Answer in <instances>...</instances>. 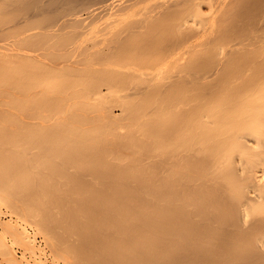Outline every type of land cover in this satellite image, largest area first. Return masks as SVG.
Segmentation results:
<instances>
[{"label":"bare ground","instance_id":"bare-ground-1","mask_svg":"<svg viewBox=\"0 0 264 264\" xmlns=\"http://www.w3.org/2000/svg\"><path fill=\"white\" fill-rule=\"evenodd\" d=\"M1 98L0 197L64 264H264V0H0Z\"/></svg>","mask_w":264,"mask_h":264},{"label":"rangeland","instance_id":"rangeland-1","mask_svg":"<svg viewBox=\"0 0 264 264\" xmlns=\"http://www.w3.org/2000/svg\"><path fill=\"white\" fill-rule=\"evenodd\" d=\"M16 87H17V86H16ZM15 89H16V88H15ZM16 90H19V89H16ZM16 93H17V92H16ZM18 93H20V92H18ZM18 95H19V98H18ZM14 96H15L16 98L20 99V100L23 99V97H24V96H23V97L20 98V96H22L21 93H20V94H15ZM12 97H13V96H12ZM15 97H14V98H15ZM4 98H5V97H4ZM14 98H13V100H15ZM1 99H2V100H1ZM1 99H0V103H1V101H11L12 98H10V99H7V98H6V99H3V98H1ZM18 99H16L17 101H14V102L11 101L10 103H11V104H12V103H13V104L16 103V104H17L16 106L19 105L17 108H19V107L22 108V109L25 108L24 100H27V99H25V97H24V100H23V104H24V105H23L22 103H21L22 105H21V104H18V103H20V101H19ZM28 101H29V100H28ZM17 102H18V103H17ZM21 102H22V101H21ZM2 103H3V102H2ZM5 103H6V102H5ZM13 104H12V106H13ZM0 106H1V105H0ZM16 106H13V107H15V111H16V109H17ZM23 106H24V107H23ZM30 106H31V105H30ZM3 107H4V106H3ZM3 107H2V108H3ZM20 108H19V109H20ZM26 108L29 109V105H28V107L26 106ZM26 108H25V109H26ZM32 108H33V107H31L30 110H32ZM19 109H17V110L19 111ZM22 109H21V110H22ZM13 110H14V108H13ZM21 110H20V113H18V114H21V115H22V114H24V112H21ZM18 111H16V113H17ZM22 111H23V110H22ZM25 111H26V110H25ZM0 112H1V111H0ZM27 112H28V110H27ZM30 112H32V111H29L28 113H30ZM24 115L27 116L26 113H25ZM29 116H30V115H28V117H29ZM0 117H2L1 114H0ZM21 117H22V116H21ZM15 118H16V117H15ZM23 118H24V119H27V118H25L24 116H23ZM1 119H2V118H1ZM1 119H0V120H1ZM24 119H23V121H24ZM27 120H29V121H28V122L25 121V122H26V123L24 122L25 124L22 123V125L24 124V125L22 126L21 124L18 123V122H19V121H18V118L16 119V123L19 124V125H21L22 128H23L25 125L28 126V127L25 126V128H27V130H26V129H24V130H23V129H21V130L19 129V131H20L19 134L24 132V136H22L23 134H21V135L18 134V137H17V135L15 134V135H16V136H15V137H16V138H15L16 141L14 140L13 145L16 144L21 138L24 137V138L26 139V141H25V140L19 141V144H21V143L24 142V141H25L26 144L22 143V144L24 145V146H23L22 144L19 145V144L17 143L15 147H17V148H18L19 146H20L21 148L24 147L23 150L27 148L28 150L26 149L25 151H28V152H27V155H28V156H29V153H30V149L33 148V149L31 150L32 152L30 153V155L32 156V157H31L32 160H33V159H34V160H36V159L38 160L39 158H41V159H42V158H45V155H42V156L40 155L39 158H37V157L35 158V157H34V156H35L34 154H36V152H35V150H34V149H35L34 146H35L36 144L34 143L35 140H33L32 137H34L35 134H38V132H39L38 130H40V129H39L38 127H34V123H33V124L31 123V116H30L29 119H27ZM17 121H18V122H17ZM32 121H35V122H36L37 120H33V118H32ZM29 122L31 123V125H29V124H30ZM0 124H1V122H0ZM19 125H17V127H19ZM15 127H16V126H15ZM15 127H14V128H15ZM32 127L37 128V129H38L37 132L34 131L35 133H33L32 130H34V129H33ZM28 128H29V129H28ZM0 129H1V128H0ZM16 129H18V128H15V132L17 133V130H16ZM30 129H31V130H30ZM29 130H30V131H29ZM25 131H26V132H25ZM27 131H28L29 133H28ZM0 133H1V130H0ZM25 133H26V134H25ZM32 133H33L34 136H32ZM40 133H41V131H40ZM45 135H46V134H45ZM20 136H22V137L18 140V138H19ZM26 136H27V137H26ZM37 136H38V135H36V137H37ZM34 139H35V138H34ZM41 139L44 140V138H41ZM45 139H46V137H45ZM17 140H18V141H17ZM32 140H33V143H34L35 145L32 143ZM46 141H47V139H46ZM46 141H45V142H46ZM41 142H42V141H41ZM45 142H42V145H43V143H45ZM46 143L48 144V142H46ZM0 144H1V143H0ZM31 144H32V145H31ZM47 144H46V146L44 145V146L46 147V149L43 147L45 151H47L48 146H49V145H47ZM17 145H18V146H17ZM22 146H23V147H22ZM17 148H16V149H17ZM21 148H19L18 151H19ZM1 149H2V148H1V146H0V152H1ZM33 150H34V151H33ZM37 150H38V149H37ZM37 150H36V151H37ZM20 152L22 153L23 151L20 150ZM34 152H35V153H34ZM1 153H2V152H1ZM24 153H25V152H24ZM45 153H46V152H45ZM32 154H33V155H32ZM0 155H1V154H0ZM25 155H26V153L24 154V157L26 158V163H25V161H24L25 168L29 167V171H32V170H30V167H32L31 169L34 168L33 165H32V162H35V161H34V160H33V161H30L29 159L27 160L28 156H25ZM33 157H34V158H33ZM25 158H24V160H25ZM29 158H30V156H29ZM37 160H36V163H33V164H34V166H35V164L37 165V166H35L36 169L41 170V168H42L41 172L39 171L40 173H38L39 175L37 174V175L39 176V178L36 177L37 175H35V173H34L33 171H32V172H33V175H35V176H33L32 173L29 172L28 170H26V172L28 171L29 173H31L32 176L28 179V176H30V175L27 174L28 176L26 175V176H27L26 178H27V181H28V183H29V182H32V178H33V177H36L37 179L35 178L34 182H32L33 184H32V183H29V184H32V185H31V188L33 187V190L40 192L41 189H40V190L38 189L40 186H39V184H37V181H41V180H40V178H41V179H42V182H43V179H44V178H42V177H44L43 175H45V174L47 175V173L43 174L42 172H43V171L48 172V169H47V167H42L44 164H46V163H42L43 160H40V161H41L40 163H42L43 165L37 163ZM27 162H28V163H27ZM30 162H31V164H30ZM38 162H39V160H38ZM0 164H1V163H0ZM28 164H30V166H29ZM26 165H27V167H26ZM40 165H41V168H40ZM38 166H39V167H38ZM44 166H45V165H44ZM0 167H1V165H0ZM37 167H38V168H37ZM43 168H45V169H43ZM27 169H28V168H27ZM34 169H35V168H34ZM34 169H33V170H34ZM0 171H1V169H0ZM34 171H35L36 173L38 172V171H36V170H34ZM41 173H42V174H41ZM40 174H41V175H40ZM1 175H3V178H2ZM46 175H45V176H46ZM48 175H49V174H48ZM41 176H42V177H41ZM0 177L2 178V179L0 178L1 180H3V179L6 180V177H5V175H4L2 172H0ZM47 178H48V177H47ZM33 179H34V178H33ZM5 180H3V182H0V184H1V183H4ZM36 180H37V181H36ZM44 180H45V179H44ZM47 180H48V179H47ZM47 180H45V181L48 182ZM27 181H26V183H27ZM42 182L40 183V185L42 184ZM34 183H35L36 185H38V186L36 187L37 190L34 189V187H35ZM43 184H44V186H45V184H48V183H44V182H43ZM63 184H64V183H63ZM1 185H2V187H3V184H1ZM1 185H0V190H2V189H1V188H2ZM27 185H28V184H27ZM27 185H26V186H27ZM28 186H30V185H28ZM27 188H28V187H27ZM31 188L29 187V188L27 189V193H26V194L31 195V194L28 193V192H31V193H32L33 190H32ZM28 190H29V191H28ZM30 190H31V191H30ZM42 190H43V191L45 190V189L43 188V185H42ZM2 192H3V191H0V196H1V197H3V195L5 194V193L3 192V195H2V194H1ZM44 192H45V191H44ZM32 194H34V193H32ZM4 196H5V195H4ZM1 197H0V206H1V207H0V211H1L2 213L0 214V215H1L0 218H1V217H2V218L0 219V222L3 221V222H2L3 225L0 223V224L2 225V226L0 225V233H2V232L5 231V229H3V228H4V223H5L4 221L8 220V222H9V221L11 222V221L15 220V222L18 223V226H19V225H21L22 227L25 226V227H27V229H29V231L31 232L30 236H33V237L38 238V240H37L38 242H37V243L40 244V245H43L42 249H44V250H42L41 247H40V250L45 251V253L42 252V251H39V253L41 252L42 254H45V255H48V256H49L50 259H49L48 263L50 262V264H64L63 259H62V258H59L58 254L56 255L57 252L55 253V251H56L57 249L54 248V247H52L53 245H50V244H49L50 242L47 241V239L43 236V234L39 233V235H41V236L38 237V236H37L38 234H36L35 231H34L36 228H35L34 226H32L30 223H27L25 219H24V220H22V218L20 219L19 216H17L16 213L14 214L13 212H11V211H13V210H11V209L13 208V204L10 203V202H6L5 204H3V201H2L3 199H1ZM18 200H19V199H18ZM1 201H2V202H1ZM17 202H19V203L22 204L21 201H17V200H16L15 203H17ZM2 204H3V205H2ZM18 205H19V204H18ZM11 207H12V208H11ZM10 208H11V209H10ZM12 213H13V214H12ZM2 215H4V216H2ZM6 216H7V217H6ZM10 217H11V219L9 220ZM16 220H17V221H16ZM18 220H20V221H18ZM15 222L13 221L12 223H13L14 225H16L17 223H15ZM22 223H23V224H22ZM24 224H25V225H24ZM28 224H30L31 226L28 225ZM21 226H20L19 228L22 229ZM28 226H29V227H28ZM1 227H3V228L1 229ZM30 227H31V230H30ZM34 228H35V229H34ZM1 230H2V231H1ZM32 231H33V232H32ZM37 231H38V230H37ZM33 233L36 234V235H34ZM32 234H33V235H32ZM11 236H12V235H11ZM11 236L9 237V234H8L9 239L7 240V242H8L7 245H9V246H12V245H13V243H14L13 241L17 242L15 239L13 240V237H11ZM42 236H43V237H42ZM43 238L46 239V240H43ZM10 239H11V240H10ZM40 240H41V241L43 240V241L41 242ZM11 241H12L13 243H11ZM35 242H36V241H35ZM48 242H49V243H48ZM41 243H42V244H41ZM15 244H16V243H15ZM34 244H35V243H34ZM47 244H49V246H47ZM45 245H46V246H45ZM19 246H20V245H19ZM20 247H21V246H20ZM49 247H50V248H49ZM24 248L26 249V247H24ZM24 248H23V249H24ZM45 248H46L47 251L45 250ZM0 249L3 250L4 248H0ZM25 249H24V250H25ZM49 249H51V250H49ZM28 250H30V249H28ZM28 250H27V251H28ZM34 250H35V249H34ZM0 251H1V250H0ZM3 251H5V250H3ZM36 251H37V250H36ZM5 252H6V251H5ZM5 252H4V253H5ZM0 253H1V252H0ZM2 253H3V252H2ZM28 253H32V250H30V252H28ZM33 253H35V251H34ZM33 253H32V254H33ZM2 255H3L2 257H1V255H0V261H1L3 264H7V263L9 264V261H7V260H8V257H6V258L4 257V256L6 255V253H5V254H2ZM29 255H30V254H29ZM3 257H4V258H3ZM2 258L4 259V260H3L4 262L2 261ZM51 258H52V260L54 259V263L52 262ZM55 261H56V263H55ZM5 262H6V263H5ZM0 264H1V263H0ZM11 264H12V263H11ZM65 264H66V263H65Z\"/></svg>","mask_w":264,"mask_h":264}]
</instances>
